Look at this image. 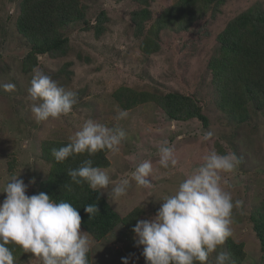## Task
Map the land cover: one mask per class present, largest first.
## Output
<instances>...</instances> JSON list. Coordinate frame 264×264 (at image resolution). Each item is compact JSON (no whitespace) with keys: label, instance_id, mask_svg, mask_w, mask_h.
I'll return each mask as SVG.
<instances>
[{"label":"rangeland","instance_id":"rangeland-1","mask_svg":"<svg viewBox=\"0 0 264 264\" xmlns=\"http://www.w3.org/2000/svg\"><path fill=\"white\" fill-rule=\"evenodd\" d=\"M82 1L89 24L96 22L101 10L105 12L108 19L104 33L95 36L92 31L70 26L62 31L68 38V49L63 56L38 55L36 66L24 71L22 66L30 46L15 28L19 0H0V85L8 82L16 85L12 92L0 87V172L3 171L0 190L11 178L6 172L5 160H9L8 164L16 169L13 175L22 176L28 184L27 194L33 195V186L45 179L50 166L41 159L42 143L69 141L85 120L92 119L126 131L120 151H109L111 164L103 171L110 176L112 184L127 179V193L115 202L107 193L101 195L120 217L138 209L137 218L128 224L131 227L137 220L154 218L163 203L161 199L174 194L205 155L212 151L234 153L239 163L233 172L221 174L222 183L231 192L233 201H242V205L233 209V234L228 239L242 243L246 257L234 261L229 255L227 239L209 256V264H215V257L221 251L227 255V264H251V261L264 264V252L260 251L249 217L254 206L264 200V110L252 112L250 120L243 124L230 122L216 106V93L207 67L209 56L218 47L216 37L226 23L256 4L264 9V0H222V3L219 0L218 6L212 3L213 10L206 6L205 11L203 4L198 3L196 8H201L198 13H205L201 19L184 30L163 28L159 32V50L151 55L143 54L141 40L133 34L131 12L144 6L142 0ZM175 1L147 0L151 18L146 21V28ZM34 69L76 92L77 102L70 114L58 120L35 121L27 93ZM127 87L135 92H147L154 98L126 107L114 94L120 92L119 97L125 100ZM169 91L194 98L207 118L206 124L198 117L169 118L155 101ZM118 110H126L128 117L117 120ZM208 132L212 136L205 140ZM165 141L174 148L177 160L174 168L164 169L159 165L158 148ZM145 160L151 161L154 169L149 188L137 186L132 179L137 165ZM33 177L35 183H29ZM5 196L0 192V203ZM128 226L120 222L110 238L96 240L87 235L92 243L93 264H122L121 258L129 254H134L129 264H146L143 246H135L134 233ZM26 256L25 262L19 258L15 264H42L32 253L27 252Z\"/></svg>","mask_w":264,"mask_h":264},{"label":"clouds","instance_id":"clouds-1","mask_svg":"<svg viewBox=\"0 0 264 264\" xmlns=\"http://www.w3.org/2000/svg\"><path fill=\"white\" fill-rule=\"evenodd\" d=\"M0 87L12 92L16 85L8 82ZM27 93L37 123L67 116L77 102L76 92L36 69ZM127 117L126 110H118L117 120ZM126 135L123 128L87 119L68 138L66 145L53 148L51 154L57 163H63L69 157L85 153L89 157L105 150L118 153ZM211 136L208 132L204 139ZM158 151L162 168L177 165L174 148L167 141ZM238 163L234 153H208L174 194L161 199L163 203L154 218L137 220L131 230L135 246H143L146 264H209V256L232 236L233 209L242 205V201H233L231 192L225 190L221 175L233 172ZM153 173L152 162L145 160L137 165L132 179L137 186L149 188ZM67 175L77 185L87 183L93 192L107 193L113 202L126 195L129 185L127 179L112 184L105 171L93 166L92 159H85L78 168L69 169ZM17 177L11 176L0 190L6 194L0 203V264H15L10 245L32 253L42 264H89L92 243L86 232L81 231L82 218L77 208L66 201L57 203L44 192L28 195V184ZM29 183H35V178ZM64 188L72 190L67 183ZM84 211L89 219L99 213L96 204L85 205ZM133 256L122 257V264H129ZM215 264H227V255L218 252Z\"/></svg>","mask_w":264,"mask_h":264},{"label":"trees","instance_id":"trees-1","mask_svg":"<svg viewBox=\"0 0 264 264\" xmlns=\"http://www.w3.org/2000/svg\"><path fill=\"white\" fill-rule=\"evenodd\" d=\"M218 1L177 0L173 2L172 6L157 15L153 25L146 28V21L151 18V10L147 0H142L144 6L131 12V20L133 34L136 38H140L143 54L151 55L159 50V32L163 28L176 27L179 30H184L196 20H200L205 13L203 12V15L198 13L201 11V8H196L198 3L203 4V11H205L206 6H208V10H213V5L218 6ZM223 1L220 0L219 3ZM18 5L15 28L30 46L22 66L24 71H29L36 66L38 55L48 54L52 57H59L66 53L68 38L62 33L64 29L78 26L82 30L92 31L95 36H100L104 33V24L108 19L105 12L101 10L97 15L96 22L89 24L86 20L82 0H19ZM149 36L150 38H148ZM183 38L186 40V36ZM216 39L218 47L209 56L207 62L211 73V85L216 93L215 103L230 122L240 125L250 120L252 112L264 110V9L256 4L238 12L226 23ZM127 88L128 98L125 97V100L119 97L120 92L114 94V98L122 102L123 105L125 103L126 107L131 108L154 98V95L147 92H135L130 87ZM155 101L173 120L198 117L203 124L207 122L205 114L200 111L201 107L191 96L183 95L177 91H169L159 98L156 97ZM68 142L45 140L42 143L41 159L48 162L50 166L45 179L40 180L36 187L33 186L32 191L35 192L34 194L44 192L57 203L60 201L71 203L81 215V229L86 232V235L92 236L96 240L110 238L109 235L113 233L112 231L118 227L120 222H124L128 226L133 219L137 218L138 209L120 217L109 206L106 199L101 194L93 192L87 183L82 185L73 183L67 175V171L78 168L85 159H92L93 166L101 170H106L111 162L109 151L105 150L97 152L91 157L85 153L69 157L63 163H57L51 150L58 149ZM5 161H7V175L13 176L16 169L8 164L9 160ZM1 175H3V171L0 172ZM18 179L23 178L18 176ZM2 180L4 184V179ZM66 183L71 185V191L64 188ZM88 204H96L99 209V213L92 219H89V214L84 211L85 205ZM249 217L260 245V251L264 252V200L254 206ZM132 227L129 228L131 232ZM226 244L229 255L234 261L245 259L242 243H235L228 239ZM10 248L15 261L22 258L25 262L27 252H23V249L16 245H10ZM90 254L92 255L91 250L88 253V259L89 264H93ZM251 264L254 262L251 261Z\"/></svg>","mask_w":264,"mask_h":264}]
</instances>
